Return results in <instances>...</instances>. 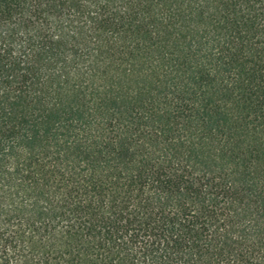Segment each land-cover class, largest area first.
Returning a JSON list of instances; mask_svg holds the SVG:
<instances>
[{
  "label": "trees",
  "instance_id": "trees-1",
  "mask_svg": "<svg viewBox=\"0 0 264 264\" xmlns=\"http://www.w3.org/2000/svg\"><path fill=\"white\" fill-rule=\"evenodd\" d=\"M0 264H264V0H0Z\"/></svg>",
  "mask_w": 264,
  "mask_h": 264
}]
</instances>
